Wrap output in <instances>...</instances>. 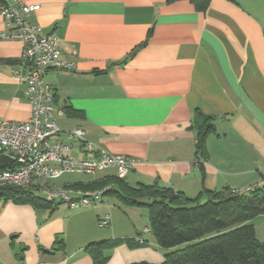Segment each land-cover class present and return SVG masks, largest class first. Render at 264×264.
I'll use <instances>...</instances> for the list:
<instances>
[{"label": "crops", "instance_id": "obj_1", "mask_svg": "<svg viewBox=\"0 0 264 264\" xmlns=\"http://www.w3.org/2000/svg\"><path fill=\"white\" fill-rule=\"evenodd\" d=\"M21 1L39 5L29 22L42 34L54 31L59 59L73 62L45 76L53 107L63 110L56 117L62 141L72 142L65 132L78 127L96 146L138 159L124 178L130 186L157 183L205 199L209 192H243L260 184L264 0H208L202 10L193 0ZM21 51L20 41L0 39V120L30 118L25 84L11 75ZM197 113L213 124L202 153ZM68 154L94 157L74 146ZM110 175L114 169L85 180L59 177L53 184L77 196ZM105 214L110 224L99 228L97 218ZM147 227L145 207L124 206L108 195L77 209L0 198V264H94L87 245L139 233L147 245L121 242L105 264L161 263L168 250L150 231L142 232Z\"/></svg>", "mask_w": 264, "mask_h": 264}, {"label": "built area", "instance_id": "obj_2", "mask_svg": "<svg viewBox=\"0 0 264 264\" xmlns=\"http://www.w3.org/2000/svg\"><path fill=\"white\" fill-rule=\"evenodd\" d=\"M37 9L39 5L25 4L21 0H0V16L6 25V29L0 30V39H14L22 44L21 55L12 66L11 75L25 84L31 108L28 121L0 120V154L12 159L9 166L0 169V187L31 190L49 202L64 203L68 209L91 207L102 200L108 185L72 196V191L55 186L53 181L66 173L93 176L107 169H114L117 177L124 178L139 160L96 146L85 139L84 131L78 127L65 132L72 142L59 138L62 131L56 117L62 115L63 110L53 107L54 92L45 76L52 69H70L73 62L59 59L60 46L54 31L42 34L38 25L29 22L28 15ZM73 146L94 157L70 156L68 152ZM263 183L264 178L260 181ZM251 188L246 187L245 191ZM109 224V214L97 218L99 228Z\"/></svg>", "mask_w": 264, "mask_h": 264}, {"label": "trees", "instance_id": "obj_3", "mask_svg": "<svg viewBox=\"0 0 264 264\" xmlns=\"http://www.w3.org/2000/svg\"><path fill=\"white\" fill-rule=\"evenodd\" d=\"M193 2L195 8L202 10L208 0ZM210 119L197 113L196 146L201 153L206 137L213 131ZM124 178L105 176L85 187L97 189L108 185L104 196L113 197L124 206L146 208L148 227L144 229L148 230L142 232L150 231L156 244L168 250L158 264H264V240L256 239L251 222L255 216L264 214V183L243 192L228 189L209 192L205 199H200V196L188 198L182 192L157 183L130 186ZM0 198L36 207H52L58 203L14 186H1ZM121 242L131 247L148 243L139 233L134 237L93 242L85 250L94 264H105L109 250Z\"/></svg>", "mask_w": 264, "mask_h": 264}, {"label": "rangeland", "instance_id": "obj_4", "mask_svg": "<svg viewBox=\"0 0 264 264\" xmlns=\"http://www.w3.org/2000/svg\"><path fill=\"white\" fill-rule=\"evenodd\" d=\"M89 177L91 176L87 174H82V173H66L63 176H61L59 180L76 181V180H85V179H88ZM137 218L139 219L138 216ZM143 220H144V216L142 215V217L138 221L140 224H142ZM251 222L253 223V229H254V234H255L256 239L258 241H263L264 240V214H259L255 216L251 220Z\"/></svg>", "mask_w": 264, "mask_h": 264}, {"label": "water", "instance_id": "obj_5", "mask_svg": "<svg viewBox=\"0 0 264 264\" xmlns=\"http://www.w3.org/2000/svg\"><path fill=\"white\" fill-rule=\"evenodd\" d=\"M135 51L131 52L129 57H131V55L134 53ZM12 162V159L5 155V154H0V169L4 168L6 166H9Z\"/></svg>", "mask_w": 264, "mask_h": 264}]
</instances>
